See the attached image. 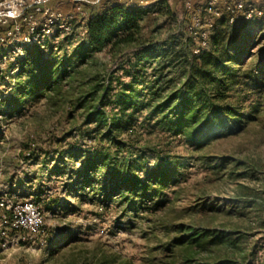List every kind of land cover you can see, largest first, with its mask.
Returning <instances> with one entry per match:
<instances>
[{
  "label": "rangeland",
  "instance_id": "374dc122",
  "mask_svg": "<svg viewBox=\"0 0 264 264\" xmlns=\"http://www.w3.org/2000/svg\"><path fill=\"white\" fill-rule=\"evenodd\" d=\"M102 1L103 10L123 4L120 0ZM158 1L136 0L134 5L147 7L151 15L144 20V34L155 32L153 39L166 43L173 53L164 59L172 61L162 82V93L168 95L183 87L195 43L180 22L182 18L174 21L168 17V9L158 6ZM63 6L67 14L62 9L59 12L71 15L72 6ZM160 8L161 14H155ZM198 10L204 14V7ZM173 11L188 16L194 10ZM250 23L256 31L255 44L245 52L243 63L264 65V20ZM55 33L43 36L39 43L46 45ZM215 35L214 29L206 52L211 51ZM24 56L0 51V107L11 93L14 69ZM262 83L264 86V80ZM61 93L76 91L66 88ZM246 105L257 107L256 120L241 134L212 142L207 162H197L204 154L161 133L155 121H146L145 112L134 132L135 147L148 148L147 157L155 151L186 162L177 184L163 191L159 210L148 203L132 212L119 205L118 199L102 203L101 196L94 193L74 192L79 163L65 160L70 173L47 174L63 154L96 147L88 135L92 127L80 130L81 113L70 116L65 100H29L11 117L0 109V264H100L104 260L114 264H182L186 248L179 241L186 239L189 228L264 232V93L251 96ZM27 203L34 205L33 213L24 208Z\"/></svg>",
  "mask_w": 264,
  "mask_h": 264
},
{
  "label": "trees",
  "instance_id": "16d2710c",
  "mask_svg": "<svg viewBox=\"0 0 264 264\" xmlns=\"http://www.w3.org/2000/svg\"><path fill=\"white\" fill-rule=\"evenodd\" d=\"M157 4L168 9L167 16L174 21L181 17L183 24L186 15L173 11L166 0ZM260 7L264 10V3ZM161 12L160 8L155 14ZM150 16L147 7L116 4L90 14L69 33L56 31L46 45L38 41L29 46L0 107L11 117L25 102L46 98L54 103L65 100L70 116L80 112V130L92 127L88 135L96 147L63 154L47 174L70 173L65 160L79 163L74 192L94 193L102 203L118 199L128 212L148 203L159 210L163 191L177 184L186 162L155 151L147 157L148 148L135 147L134 132L145 112L146 121H155L161 133L204 154L197 162H207L212 142L239 135L256 120L257 107L246 104L251 96L264 93V65L244 64L242 59L255 44L254 26L250 22L231 26L226 18L216 21L211 51L193 55L187 64L183 87L162 93L164 73L172 66L164 59L173 53L166 43L153 39L155 32L144 34V20ZM66 88L76 93H61ZM187 234L179 241L186 248L182 264H264L263 231L189 228Z\"/></svg>",
  "mask_w": 264,
  "mask_h": 264
},
{
  "label": "built area",
  "instance_id": "2783aa9c",
  "mask_svg": "<svg viewBox=\"0 0 264 264\" xmlns=\"http://www.w3.org/2000/svg\"><path fill=\"white\" fill-rule=\"evenodd\" d=\"M53 2L69 4L75 14L64 15L53 10L50 7ZM91 3L90 0H0V51L4 54H23L26 48L54 30L69 33L73 26L82 24L88 18L83 7ZM187 10H194L185 18L183 25L195 43V57L207 51L217 20L226 18L231 26L264 20V10L256 3L247 1L227 3L220 7L219 0H210L204 7V14L190 4H187ZM78 16L82 19L79 20ZM80 33L84 35L83 29H80ZM24 208L31 213L35 211L32 203L25 204ZM37 222H40L38 218Z\"/></svg>",
  "mask_w": 264,
  "mask_h": 264
},
{
  "label": "crops",
  "instance_id": "0c3cea01",
  "mask_svg": "<svg viewBox=\"0 0 264 264\" xmlns=\"http://www.w3.org/2000/svg\"><path fill=\"white\" fill-rule=\"evenodd\" d=\"M120 1H122L123 3H128V4L133 3L134 4L136 0H120ZM166 1L169 3V5L171 6L173 10L174 9L175 10H187V4L193 5L196 9H201L202 7H205L210 0H166ZM242 1L254 2V3L257 2L258 4L260 3V5H263L264 3V0H219V5L220 7H222L227 3H236V2H242ZM91 2H92L91 5H86L85 7L86 10L83 9L87 17H89L90 14H97L103 11V9H101L102 8L101 3H103L102 0H92ZM62 3H65V2H53L50 4V7L53 10H57V11H61L62 9L67 14V12L64 10L65 7L63 6L66 3L65 4H62ZM71 13L75 14L74 9ZM78 18L79 20L82 19L80 18V16H78Z\"/></svg>",
  "mask_w": 264,
  "mask_h": 264
}]
</instances>
